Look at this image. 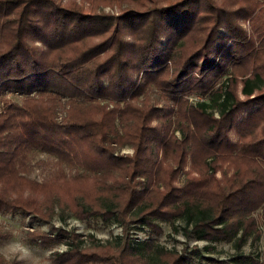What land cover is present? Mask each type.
<instances>
[{
  "label": "trees",
  "instance_id": "16d2710c",
  "mask_svg": "<svg viewBox=\"0 0 264 264\" xmlns=\"http://www.w3.org/2000/svg\"><path fill=\"white\" fill-rule=\"evenodd\" d=\"M61 1L0 0V213L50 221L58 211L122 228L104 245L92 235L32 231L40 246L67 245L53 264H192L190 255L209 264L198 249L179 254L129 233L159 234L157 221L176 233L177 219L185 236L209 242L207 252L231 242L232 259L215 264H258L242 246L260 234L250 213L261 209L264 221V0H80L88 11ZM98 2L132 9L94 13ZM220 27L228 47L216 46ZM152 91L172 103L161 127ZM190 94L209 100L187 106ZM126 144L133 156H115ZM152 146L162 152L154 168ZM37 153L56 166L42 182L26 176ZM188 156L196 177L178 196L172 183ZM224 164L233 173L215 179ZM137 176L166 188L139 192ZM0 264L19 262L0 255Z\"/></svg>",
  "mask_w": 264,
  "mask_h": 264
},
{
  "label": "rangeland",
  "instance_id": "374dc122",
  "mask_svg": "<svg viewBox=\"0 0 264 264\" xmlns=\"http://www.w3.org/2000/svg\"><path fill=\"white\" fill-rule=\"evenodd\" d=\"M56 2H59V0H55ZM67 0H62L61 2L64 4ZM76 4L80 7L82 2L80 0H75ZM89 8L88 3H84V6L82 9L84 11H88ZM93 12L99 13V14H109V15H119L121 11H124L126 9H132L131 5L122 4L121 8H119L116 4L110 5L105 2H98L94 5H92ZM243 27L250 32L249 22H245L242 24ZM217 36L219 39L217 40L216 46L219 47L222 44L224 46L228 47L231 45V40L228 39L229 35L228 32L225 30L224 27H220L217 30ZM165 37H161L162 45H160V51L165 50L166 42L164 44ZM177 52L174 53L176 55ZM176 59V56L173 57ZM220 59V55H215L212 58L213 64H216ZM160 59L155 60L154 63H159ZM211 62V63H212ZM200 63V62H199ZM197 63V64H199ZM142 75V74H141ZM225 77L222 76L218 83L215 85L214 88L218 87L222 81L225 80ZM237 92L238 95L240 94V88L241 85H237ZM12 98V97H10ZM243 98V97H241ZM16 102H20L19 98H12ZM150 99L153 106H157L161 111L158 114V117L155 118L153 121V125H157L158 127H161L163 124L167 122V119H164L163 117L166 114L167 108L172 106L170 101H167L165 97H160V94L156 91H152L150 93ZM182 100L186 102L189 106L190 104H193L196 101L204 100L208 101V97L202 98L199 95L196 94H190V95H183ZM158 103V104H154ZM1 106V104H0ZM258 108L257 105H252L249 108H246L244 111H242L239 114V117L246 116L248 112L255 111ZM176 111V109L174 108ZM58 117L62 115L61 109L57 110ZM175 116L171 115L169 118L174 119ZM162 118V119H161ZM163 123V124H162ZM176 135L179 136V132H176ZM231 136L234 137V132H232ZM152 163L153 168L156 164L160 163V159L162 156V152L160 150H156L154 146H152ZM134 154V149L130 145H124L120 147V149L114 151V155L118 156H127L131 157ZM28 171L26 173V176L28 178H31L35 180V182H42L44 180L49 179L55 169L56 166L54 165V158L45 154V153H37L34 154L28 165ZM175 168L174 166H172ZM190 167V157H187V163L184 166V168L180 171H178L177 176L175 177V180L173 181V187L175 188L176 195L181 196L185 194V192L189 191V185L187 182V178L196 177L195 173H190L191 175H188V171ZM227 164H224L222 170H216L214 173L215 179H221L222 177H230V175L233 173V170L230 168L228 169L227 173ZM225 171V174L223 173ZM212 170L209 171L211 173ZM71 173H69L70 175ZM188 175V176H187ZM211 175V174H210ZM136 186L137 191L139 192H151L154 190L164 191L165 186L161 182H155L150 183L147 178L145 177H136ZM85 185L87 188L91 187V183H86ZM250 216L252 217L253 221L255 222V225L257 229L260 231L259 238L257 241L252 242L250 238H247L242 246V252L245 255L251 256L252 259L259 260L258 264H264V261L262 260L263 256H260L258 258L257 255L264 254V221L262 219V211L261 209H257L255 211H252L250 213ZM161 232L159 234H154L151 232L149 228L143 227L140 228H130L129 233L131 237H134L136 240H153L155 243L166 247L167 249H175L179 254H182L190 251L196 252V249L200 250V256H203L211 261H204L209 264H215L214 261H230L232 259V256L234 254V250L232 248L231 242H214L212 243L215 248L212 252H207L204 250V246L208 245V241L204 240H196L192 236H185L183 234L182 230V221L177 219L174 220V225L178 228V232L174 233L171 228V224L168 222H156ZM57 229H60V231H64L65 233L74 232L78 235H81L83 237L87 235H92L97 241H99L100 244H106L108 241H112L115 239V237L120 236L122 234V228L115 223L114 221H103L101 218H90V219H79L75 216H73L70 213H66L63 215V218L60 217V214L58 211H56V214L52 217L50 221H43L38 217H33L31 215L26 214H2L0 213V233L5 234L4 239L0 241V249L4 248L5 246L12 243V246L7 249L6 254L9 256H12L13 254H17L18 252L22 254V249L19 247V243H16L17 241L22 242L27 246L30 250L29 254L27 256H24L23 259H11L16 260L19 262V264H31L33 261H39V264H45L47 261H51V264H53V258L56 253H61L64 250H66L67 245H65L64 242H55L52 243L49 246H40L37 242L32 241L30 233L33 231H39L43 232L46 237L48 236H54V234L57 231ZM8 234V236H6ZM187 249V250H185ZM184 250V251H183ZM186 251V252H185ZM4 256V255H3ZM5 257V256H4ZM192 259V264H197L199 262V257L196 255H190Z\"/></svg>",
  "mask_w": 264,
  "mask_h": 264
},
{
  "label": "clouds",
  "instance_id": "9594fccd",
  "mask_svg": "<svg viewBox=\"0 0 264 264\" xmlns=\"http://www.w3.org/2000/svg\"><path fill=\"white\" fill-rule=\"evenodd\" d=\"M16 243H19V247L20 249H22V254L21 253H17V254H13L12 256H9L6 254L7 249L10 248L12 246V243L5 246L4 248L0 249V255H4L6 260H11V259H23L24 256H27L30 252L29 248L27 246H25L24 243L17 241ZM31 264H39V261H33L31 262ZM45 264H51V261H47L45 262Z\"/></svg>",
  "mask_w": 264,
  "mask_h": 264
}]
</instances>
